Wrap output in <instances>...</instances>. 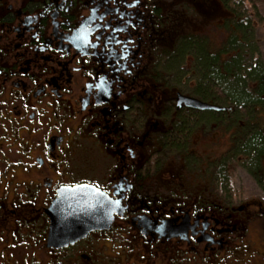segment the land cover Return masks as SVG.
<instances>
[{
  "label": "flooded vegetation",
  "instance_id": "obj_1",
  "mask_svg": "<svg viewBox=\"0 0 264 264\" xmlns=\"http://www.w3.org/2000/svg\"><path fill=\"white\" fill-rule=\"evenodd\" d=\"M214 7L0 0V264H264V200L223 183L230 139L209 115L229 108L187 48L228 16ZM80 186L111 222L51 241Z\"/></svg>",
  "mask_w": 264,
  "mask_h": 264
},
{
  "label": "trees",
  "instance_id": "obj_2",
  "mask_svg": "<svg viewBox=\"0 0 264 264\" xmlns=\"http://www.w3.org/2000/svg\"><path fill=\"white\" fill-rule=\"evenodd\" d=\"M217 1L228 16L214 31L201 35L200 44L188 43L187 48L198 63L208 102L233 110L209 115L225 125L226 134L230 132L224 162L221 159L217 164L224 168L223 183L235 191L228 169L235 164L264 193V61L256 39L257 30L264 29V17L258 0Z\"/></svg>",
  "mask_w": 264,
  "mask_h": 264
},
{
  "label": "water",
  "instance_id": "obj_3",
  "mask_svg": "<svg viewBox=\"0 0 264 264\" xmlns=\"http://www.w3.org/2000/svg\"><path fill=\"white\" fill-rule=\"evenodd\" d=\"M190 107L198 108L202 111L204 109L212 111H221L224 109L217 106H210L208 104H200L196 100H189ZM62 197H73L75 202L76 213H72L69 217L62 221L59 217L53 220L52 231L50 232V240L56 241L59 237L68 238H83L90 230L101 228L106 222H111L112 214L107 213L105 207L107 202L96 189L87 186H80L72 189V191L61 194ZM81 228V230L69 231L71 228Z\"/></svg>",
  "mask_w": 264,
  "mask_h": 264
},
{
  "label": "rangeland",
  "instance_id": "obj_4",
  "mask_svg": "<svg viewBox=\"0 0 264 264\" xmlns=\"http://www.w3.org/2000/svg\"><path fill=\"white\" fill-rule=\"evenodd\" d=\"M258 6L260 8V12L262 13L263 17H264V0H258ZM201 9L202 16L206 17L209 16L210 11L207 8H203L202 6L199 7ZM216 12H215V19H218V21L221 19L222 15H223V10L220 9L219 7H214ZM209 21V19H208ZM256 39L258 41V50L261 53V59L264 61V29L259 28L256 32ZM230 134V132H227ZM229 134H226L224 137V141L222 144L223 146H226L228 139L227 137L229 136ZM229 138V137H228ZM219 140H217L214 144L213 141V147H216L217 149L220 150V147L216 144L218 143ZM230 170V179L229 181L231 183H233V188H234V192L233 194H237L236 196H240L241 199H252L256 202H262L264 200V193L262 192V190L256 185L255 182H253L251 176H249V174L244 171L240 166L237 165H232V167L228 168ZM255 245H257L259 243V241L261 240V238H259L258 236H255Z\"/></svg>",
  "mask_w": 264,
  "mask_h": 264
},
{
  "label": "snow or ice",
  "instance_id": "obj_5",
  "mask_svg": "<svg viewBox=\"0 0 264 264\" xmlns=\"http://www.w3.org/2000/svg\"><path fill=\"white\" fill-rule=\"evenodd\" d=\"M117 203H118V201H117Z\"/></svg>",
  "mask_w": 264,
  "mask_h": 264
}]
</instances>
